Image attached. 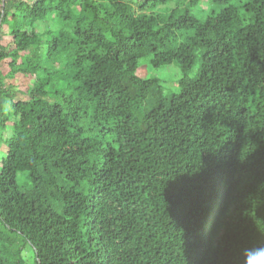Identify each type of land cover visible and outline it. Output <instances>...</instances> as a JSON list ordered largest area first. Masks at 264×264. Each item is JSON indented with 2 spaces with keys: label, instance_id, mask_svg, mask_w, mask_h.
<instances>
[{
  "label": "trees",
  "instance_id": "16d2710c",
  "mask_svg": "<svg viewBox=\"0 0 264 264\" xmlns=\"http://www.w3.org/2000/svg\"><path fill=\"white\" fill-rule=\"evenodd\" d=\"M166 1L0 0V264H243L264 246V0L145 12ZM147 57L178 65L176 92L137 75Z\"/></svg>",
  "mask_w": 264,
  "mask_h": 264
},
{
  "label": "rangeland",
  "instance_id": "374dc122",
  "mask_svg": "<svg viewBox=\"0 0 264 264\" xmlns=\"http://www.w3.org/2000/svg\"><path fill=\"white\" fill-rule=\"evenodd\" d=\"M188 0H168L163 3H158L155 5H149L145 12L148 13H168L170 11H175L176 14H180L187 10L190 14L198 17L200 20L206 18L207 15L211 13H218L224 6L217 3H211L207 0H202L203 3L199 4L196 8L188 7ZM244 0H228V4L232 6H239ZM40 24L37 25V30H40ZM184 34H189L190 31H184ZM183 34H177L175 43H178L182 40ZM10 37L6 34V30L3 27V36L1 38L0 44L5 45L9 41ZM149 58H144L139 61V67L137 69V75L141 78H151L156 77L159 80V84L163 87V94L168 95L177 91V80L180 78L181 73L178 65L175 62L164 64L157 69H153L149 63ZM199 60H195L194 65L192 66L190 72L187 74L189 78H194L197 73V66ZM0 71L4 75L8 71V67L6 62L0 63ZM4 82L9 84L13 91H15V98L24 99L25 95L21 94L25 87L30 85V77L26 75L16 74L13 79H5ZM153 103L150 98L147 97L145 109L151 108ZM5 111H9V105L5 106ZM10 121H13L11 119ZM10 134V124L8 127L2 132V138L8 137ZM5 151V146L0 144V157L3 155ZM24 173H17L16 181L19 186L23 184L24 181ZM25 262H29L31 259L30 250L26 248L21 253Z\"/></svg>",
  "mask_w": 264,
  "mask_h": 264
},
{
  "label": "clouds",
  "instance_id": "9594fccd",
  "mask_svg": "<svg viewBox=\"0 0 264 264\" xmlns=\"http://www.w3.org/2000/svg\"><path fill=\"white\" fill-rule=\"evenodd\" d=\"M241 256L243 264H264V246L245 248Z\"/></svg>",
  "mask_w": 264,
  "mask_h": 264
},
{
  "label": "water",
  "instance_id": "95a60500",
  "mask_svg": "<svg viewBox=\"0 0 264 264\" xmlns=\"http://www.w3.org/2000/svg\"><path fill=\"white\" fill-rule=\"evenodd\" d=\"M1 1H3V0H1Z\"/></svg>",
  "mask_w": 264,
  "mask_h": 264
}]
</instances>
